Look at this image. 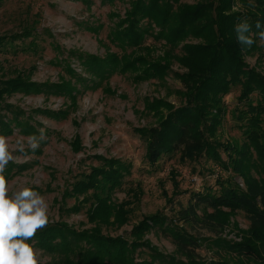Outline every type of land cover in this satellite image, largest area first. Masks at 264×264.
<instances>
[{
    "label": "trees",
    "instance_id": "trees-1",
    "mask_svg": "<svg viewBox=\"0 0 264 264\" xmlns=\"http://www.w3.org/2000/svg\"><path fill=\"white\" fill-rule=\"evenodd\" d=\"M242 25L247 26L246 31L238 30ZM262 32L264 0H197L193 4H182L180 0H130L109 36L120 53L107 51L98 56L67 51V60H77L86 76L77 74L64 59L56 63L66 62L69 79L60 77L56 83L35 82L23 72L9 78L0 75V111L6 113H0V136L12 135L15 129L25 136H34L35 128L29 122L32 117H24L21 108L3 103L6 97L15 93H49L68 97L75 108V83L90 82L96 88L117 73H131L135 82L160 81L172 71L175 62L182 69L173 72L183 87L175 92L180 103L174 105L163 98H152L146 103L145 109L155 119L152 125L136 129L144 142V159L154 165L161 157L177 153L182 163L211 162L243 182L240 186L232 177H217V187L207 185L190 191L186 204L178 205L173 217L161 213L144 216L132 227L128 238L112 237L101 234L99 225L125 224L141 192L128 190L131 200L114 203L112 194L130 175V164L95 154L92 158L98 164L81 172L64 193L65 197L75 198V204L66 209L68 212H78L83 203H89L86 216L94 226L76 230L66 222L56 221L38 230L27 242L58 258L52 264H264V73L250 67L244 59L259 51ZM38 35L31 28L0 35V53L20 50L36 54L40 50ZM149 37L163 42L165 49L160 54L144 45ZM26 38L29 40L24 43ZM177 48L180 53H175ZM236 85L240 92L231 116L243 140L221 142L218 133L227 113L223 98ZM31 111L50 117L67 115L61 110ZM70 144L74 151L81 149L78 137ZM28 167L26 163L9 161L3 175L8 181ZM170 179L174 195L169 202L180 193L173 172ZM237 212L243 213L248 227L238 229V240L228 239L222 232L230 216ZM197 226L209 233L196 232ZM152 229L170 239L173 253H162L145 239Z\"/></svg>",
    "mask_w": 264,
    "mask_h": 264
},
{
    "label": "rangeland",
    "instance_id": "rangeland-1",
    "mask_svg": "<svg viewBox=\"0 0 264 264\" xmlns=\"http://www.w3.org/2000/svg\"><path fill=\"white\" fill-rule=\"evenodd\" d=\"M129 1L108 3L89 0L85 3L82 0H0V35L19 33L23 28L35 29L39 33L37 42L40 46L36 54L20 50L0 53L1 77L9 78L17 72H23L30 80L39 83H56L60 77L69 79L65 71L66 62L56 63L58 59L66 60L77 74L86 76L77 60H67V51L76 50L98 56H103L107 51L120 53L121 50L110 41L109 36L117 18L122 17L128 8ZM196 1L180 0V3L193 4ZM28 40L26 38L24 43ZM16 43L20 44L21 41ZM144 45H150L155 54L165 49L162 41L156 42L150 37ZM258 45L259 51L245 55L244 59L250 67L264 73V40L261 37ZM179 48L175 53L181 52ZM171 69L160 81L151 79L135 82L133 74L117 73L96 88L90 82L84 85L75 83L78 89L75 108L70 105L68 97L49 93H15L6 97L3 103L21 108L25 112L24 117H32L29 122L36 131L34 136H25L15 129L12 135L5 137L8 151L13 156L11 162L29 165L7 181L10 193L25 187L31 188L44 197L48 204V224L63 221L76 230L88 229L94 226L86 216L89 203H83L78 212H68L66 209L75 204V198L65 197L64 193L81 172L98 164L92 158L93 155L118 158L130 164L131 173L112 194V201L118 204L131 200L129 193L132 191H140L141 196L138 202H134L125 224L120 227L100 224L99 228L103 235L128 238L132 227L144 216L161 213L168 218L173 217L178 205L186 204L190 191L202 190L207 185L217 187V177L222 180L232 177L238 185L243 186L239 176L211 162L182 163L177 153L161 157L154 165L144 159V142L136 129L152 125L155 119L145 109L146 103L152 98H163L174 105L180 103V97L175 92L183 87L173 72H182V69L175 62ZM239 92L240 87L233 86L223 98L227 113L218 133L221 142L239 143L243 140L231 116ZM35 108L66 111L67 115L50 117L43 113H32L31 110ZM0 113L6 114L3 110ZM75 137L80 141L79 151H74L70 144ZM32 138L38 142L35 149L30 146ZM220 154L226 160L225 153L220 151ZM171 172L178 182L180 193L169 202V198L174 195ZM247 227L248 221L243 213L237 212L230 216L222 236L238 240V229L245 230ZM195 229L203 235L209 233L199 226ZM145 239L162 253L174 252L170 239L156 229H152ZM33 249L38 264H52L58 259Z\"/></svg>",
    "mask_w": 264,
    "mask_h": 264
},
{
    "label": "clouds",
    "instance_id": "clouds-1",
    "mask_svg": "<svg viewBox=\"0 0 264 264\" xmlns=\"http://www.w3.org/2000/svg\"><path fill=\"white\" fill-rule=\"evenodd\" d=\"M238 30L246 31L247 26L242 25ZM261 39L264 40V32ZM30 146L38 147L35 138ZM12 159L5 137L0 136V264H38L36 253L27 241L48 225V204L31 188L10 193L3 172Z\"/></svg>",
    "mask_w": 264,
    "mask_h": 264
}]
</instances>
